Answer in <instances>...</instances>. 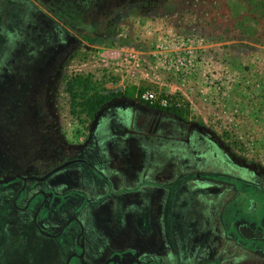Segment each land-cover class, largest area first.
<instances>
[{"label": "rangeland", "instance_id": "rangeland-1", "mask_svg": "<svg viewBox=\"0 0 264 264\" xmlns=\"http://www.w3.org/2000/svg\"><path fill=\"white\" fill-rule=\"evenodd\" d=\"M68 8L61 0H0V264H73L75 253L83 259L74 264H104L118 262L117 252L132 264L164 252L170 191L184 210L198 203L186 226L196 224L205 260L264 264L262 253L246 248L249 216L239 213L233 224L238 212L223 207L234 187L195 176L212 172L264 188V0H107L83 18ZM165 30L206 38L218 64L190 81L163 68L153 43ZM146 90L184 104L179 117L206 140L188 153L185 136L166 135L161 119L179 125L139 99ZM97 91L133 96L91 118L80 104ZM83 159L101 177L87 178ZM15 175L27 177L29 188L22 179L10 183ZM201 187L228 195L206 208L219 196L192 193ZM84 195L87 203L76 199ZM251 196L258 203L252 215L263 218L264 195ZM149 205L150 232L140 236ZM81 229L87 256L76 248Z\"/></svg>", "mask_w": 264, "mask_h": 264}, {"label": "flooded vegetation", "instance_id": "flooded-vegetation-1", "mask_svg": "<svg viewBox=\"0 0 264 264\" xmlns=\"http://www.w3.org/2000/svg\"><path fill=\"white\" fill-rule=\"evenodd\" d=\"M59 67H61V66H59ZM125 96H127V95H121V96L116 95L112 98V100L124 98ZM111 101H109L106 105H108ZM143 102L147 103L148 105L153 107L152 109L158 110L160 112H165V113L171 114L173 117H175L173 122H174V124H178L179 128L173 129L172 126L169 123H167L168 118H166V119H164L165 121H162L163 119H161V123H160L162 125L161 130L164 131V133H166V135L167 134L170 135V138L173 140L179 139V138L185 136V139H183L184 142L182 141L181 145H182V148L187 149L188 153L190 152V148L192 147L191 145L193 143L196 145V143H198V142L201 143V141L204 142L206 140L205 138H203L202 135L192 136L194 127H191L190 123L188 121H184L182 118H180L182 116H180L178 113H175V112H172L169 110H165V109L156 108L153 106V104H150V103L145 102V101H143ZM177 118H180L181 120H176ZM157 127L158 126L156 124V129H157ZM198 137H200V139ZM208 142H210V140H208ZM196 146H198V145H196ZM188 159H189V156H188ZM82 161L86 167L85 172H86L87 178L94 179L95 174H97L96 177H101V174L95 170L93 162H91L90 160H85V159H83ZM188 164H189V162H188ZM188 164H187V166H189ZM181 174L183 176H191V175H194L195 173L193 174L191 172H187V173H181ZM219 175L220 174H216V173H212V172H204L203 174H195V176H198V177L206 176L208 178H211L209 180H211L213 182H217V180H219L220 182L221 181L224 182V184H226V185L234 187L233 198L231 200H229L225 204V206H223V207L229 208V209L233 208V209H236V211L238 212L236 215V220L234 222H232L233 224H236V225L238 224L237 223V216L239 215V213H246L249 216L251 222H246L247 225L245 227L248 228L247 230L250 231L252 234L251 236H248L249 237L248 240H249V242H251V246L246 245L247 246L246 248H248L252 252L262 253L264 255V217L257 219L255 217L256 215H252V214H256L257 209H258V203L251 196V194L253 192H255L256 194L259 193V194L264 195V188L261 186L253 185L251 183H246L242 179H239V178H233V177L231 178L228 175L227 176L226 175L219 176ZM13 177H14V179L10 183L14 182V180L16 181V180L22 179L24 182V188L27 186L28 181H29L27 179V177L22 176V175H15ZM44 177H46V176H44ZM44 177H42V178H44ZM44 181H46V180H44ZM27 187L29 188V186H27ZM211 187H213V186H211ZM95 191L98 192L99 190H95ZM184 191L185 190L181 191L180 195ZM81 192H83V191H81ZM196 192L204 193L202 198L204 196H209V195H207L206 192H214V193L218 194V196H219L218 201H216L213 198L211 200L206 201L205 204H201L202 206H205L206 208H215V205L218 206L220 204V201H221L220 198L224 197L223 195H226V194L228 195V192L226 190H224L222 192L221 188H217V187L212 189V190H210V189L204 190V188L201 187V189H199V190L192 191V193H196ZM185 193H187V194L189 193L188 189H187V192H185ZM175 195H176L175 191H170L169 195H168L169 199L164 201V203H163V205H164L163 208L165 209V215H166L163 218L164 224H166V227H165V230H166V232H165V250H164V252L161 251L159 254L158 253L157 254H146L145 256H142L141 259L135 260L132 264H176V263L177 264H191L190 260H193V258H199L197 260L194 259V262L196 261V263H194V264H205V263H207V264H220V262H218L217 260L216 261L205 260L204 259V253L206 251L204 248L200 247V244H198L199 248L195 247V241L198 240L196 238V237H198L197 236V230L194 229L195 227H197L196 224H192V225L189 224V228H187V226H186V221L188 220V216L190 215L189 212H192L198 216L197 211H193L194 207L195 206L197 207L198 203L195 204L191 201L190 209L184 210L185 205L183 204V201H179V199L180 200H182V199L180 198V196L175 197ZM190 197L194 198L195 195H191ZM145 198H147V197L145 196ZM175 198H177V199H175ZM76 199L78 201H81V203H84V202L87 203L86 201L88 200L86 195L80 196V198H76ZM152 201H153V198L147 199L146 203L149 202L148 204H150ZM201 201H203V200H200V202ZM241 202H245L244 207H240ZM157 203H158V201H157ZM174 204H175V206H173ZM177 204H179L181 207V208L179 207V211L176 209ZM151 207L152 206H150V205L148 207L147 206L143 207L142 213L140 214V223L138 224V226L140 225L139 229H138V233L140 234L142 232L140 236H143V235L147 236V234L150 232V229H148V228H151V227H149L151 225L150 219L152 218L151 212H150ZM184 214H185V216H184ZM124 217L125 216H123V215L121 216L120 214L119 215L117 214V220L119 221V218H120V221H119L120 224L124 223ZM175 218H176V221L174 220ZM6 221L9 222L10 218L7 217ZM177 221L178 222L183 221V224H180L179 226H175L174 223ZM82 236H83V230L81 229V233L78 235V239L76 242V248L77 249L81 248V250H83L82 254H84V256L85 255L87 256V249L85 248L86 244L82 243V240H83ZM180 240H182L184 242L183 246L180 247V245H178V247H180V248L176 249L175 244L177 245V243H180ZM88 246H87V248H88ZM202 251H204V252L202 253ZM114 254H116L120 258V260L118 262H116V261L112 260V258H110L104 264H131L129 261H127V257H126L125 252H117ZM114 254H113V256H114ZM99 255L103 256L102 254H99ZM73 256H74L72 258L73 264H74L73 259L76 261V263L79 262V260L82 261V259H83L82 255H77L76 253L73 254ZM183 258H187L189 260L186 262ZM174 259H177V261H174ZM182 259H183V262H182ZM203 260H205L206 262H204Z\"/></svg>", "mask_w": 264, "mask_h": 264}, {"label": "built area", "instance_id": "built-area-1", "mask_svg": "<svg viewBox=\"0 0 264 264\" xmlns=\"http://www.w3.org/2000/svg\"><path fill=\"white\" fill-rule=\"evenodd\" d=\"M206 38L175 30H165L154 41L153 48L157 63L163 68L176 72L185 81L203 78V71L215 67L219 57L208 50ZM139 99L150 104H160L168 107L173 103L182 104L173 96L160 98L154 90H146L138 95Z\"/></svg>", "mask_w": 264, "mask_h": 264}, {"label": "trees", "instance_id": "trees-1", "mask_svg": "<svg viewBox=\"0 0 264 264\" xmlns=\"http://www.w3.org/2000/svg\"><path fill=\"white\" fill-rule=\"evenodd\" d=\"M107 0H61L62 5L64 7H69L71 11H73L76 15L83 18L84 16L89 15L94 10L100 9L102 7V2H106ZM68 8V9H69ZM78 79V80H77ZM76 81L78 84L83 86L86 89H91V84L89 80H83L82 78H77ZM143 92V91H142ZM72 94L75 95L74 88L71 91ZM116 95H128L133 96L131 92H120L117 94H108L103 91H97L92 95H85L83 97V102L80 104L83 107L84 113H86L91 118H95L98 112ZM154 107L169 110L178 114L184 113V104L179 106L177 103H173L168 107L162 106L160 104H153Z\"/></svg>", "mask_w": 264, "mask_h": 264}, {"label": "crops", "instance_id": "crops-1", "mask_svg": "<svg viewBox=\"0 0 264 264\" xmlns=\"http://www.w3.org/2000/svg\"><path fill=\"white\" fill-rule=\"evenodd\" d=\"M107 105H105L98 113H101L102 110H104V108L106 107ZM146 172V171H145Z\"/></svg>", "mask_w": 264, "mask_h": 264}, {"label": "water", "instance_id": "water-1", "mask_svg": "<svg viewBox=\"0 0 264 264\" xmlns=\"http://www.w3.org/2000/svg\"><path fill=\"white\" fill-rule=\"evenodd\" d=\"M9 181V179H6L4 182H8Z\"/></svg>", "mask_w": 264, "mask_h": 264}]
</instances>
